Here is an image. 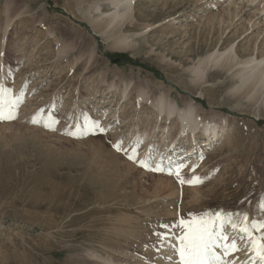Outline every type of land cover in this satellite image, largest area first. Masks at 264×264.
I'll return each instance as SVG.
<instances>
[{"label":"rangeland","instance_id":"374dc122","mask_svg":"<svg viewBox=\"0 0 264 264\" xmlns=\"http://www.w3.org/2000/svg\"><path fill=\"white\" fill-rule=\"evenodd\" d=\"M113 2L0 0V88L8 90L0 95L21 98L15 118L0 120V264H181V220L221 213L237 224L247 215L249 228L264 222V103L232 93L238 63L264 55V0H134L122 26L95 33ZM120 39L130 48L118 49ZM218 53L232 54L231 67L209 62L194 81L193 66ZM122 80L132 102L119 109L103 92L115 81L121 90ZM143 85L151 101L139 103ZM161 90L181 108L194 99L203 118L225 117L229 140L185 169L153 170L162 168L153 160L154 146L166 148L162 134L170 143L179 132L177 115L155 116ZM111 107L123 126L104 115ZM50 118L57 122L45 127ZM194 177L201 182L187 183ZM225 230L240 250L223 259L249 260L250 242Z\"/></svg>","mask_w":264,"mask_h":264},{"label":"bare ground","instance_id":"6f19581e","mask_svg":"<svg viewBox=\"0 0 264 264\" xmlns=\"http://www.w3.org/2000/svg\"><path fill=\"white\" fill-rule=\"evenodd\" d=\"M133 2L134 0H114V2L112 3V6L116 8V10L111 14L110 18L106 19V21H103V22L101 21V24L99 23L100 25H98V23L93 24L94 25L93 30L95 31V33L98 34L104 31L106 28H109L112 26L113 27L118 26V28L122 26L121 22L124 19L123 17L128 15L131 12L133 8L132 7ZM134 7L135 9L137 8L136 4L134 5ZM262 8L264 9V4ZM251 21L252 19H250L249 22ZM254 25L256 24H253L252 27H254ZM115 46L118 47V49H122V50H127L130 48V46L124 39H120ZM234 51H235V56L239 57L240 53L236 49ZM93 54H94V51H93ZM93 54H91L92 58L94 57ZM223 56L224 54L218 53L217 56L211 55L208 58H205L203 60L201 59L200 62H198V66L197 67L193 66V69L191 71L193 73V80L198 83L201 82L202 77L205 73L204 67L207 66V63L209 62H213L212 64L213 66H217L221 64L222 67L223 65L224 67L230 66L233 63L232 61L234 60L231 58L232 54H229L226 57H223ZM81 57L82 56H80V59ZM166 58L167 57L164 54L160 56V59L162 62H164ZM211 59H213V61H211ZM92 63H94V61H92ZM238 64L241 68L236 70L233 76H237L238 78L237 81L240 83L232 91L233 95L236 93L238 95V93L243 92L242 93L244 95L243 98H248L249 100L252 101V103L260 102V99H263V103H264V55L261 57L260 60L258 59V57L251 55L248 57V59H246L245 61H240ZM214 75L215 74L211 75V77H213ZM109 77H110L109 75H105V78L103 79V81L105 82L104 84L105 86L108 82ZM115 82H112L110 87H108V89L103 92V97L107 98L110 95L109 98L110 97L115 98V101H117V104L118 105L121 104L119 108L121 109V108H124L123 105L126 101H127L126 104H131L132 101L129 95L131 91L133 90L132 89L133 87L130 88L131 82L122 80L124 87L120 90V87L117 86ZM140 87H139L140 90L139 88L135 89L137 90L136 100L139 101V103L142 102V100L151 101L150 100L151 97H149L150 92L147 91V89H149L150 86L146 84L145 87L147 89L144 87V85ZM117 89L120 92L114 93L113 90L116 92ZM150 91L152 92V90ZM159 92L160 94L155 96L154 99L152 98V102H151V106L156 109V114H155L156 118H158V120H160V118H163V119L166 118L167 120L168 119L172 120V117H174V115H177L176 117H178V122H179L178 123L179 132L176 136L173 137L170 143L168 142L170 133L168 134L167 132H164L162 136L160 137L162 141L167 142V144L165 145L166 148L163 153H161L162 152L161 147L159 149V147L154 146L156 150V151L154 150L156 152L153 158V160L155 161L154 163L160 162L163 170L166 169V171H168L169 169L171 170L181 169V168L185 169L186 167L195 165L194 163L200 160L199 156L202 155L203 153H206L204 152L206 149L205 145L216 147V145L219 144V142L224 141V140L225 141L229 140L230 134L228 132L229 131L228 123L225 117L223 116L219 117L221 119L219 121L215 117H213L214 115L211 118H203L201 115L200 109H198L196 105L197 102H195L194 99L183 101L184 107L181 108L179 101L173 97L170 98V94L168 91L161 90ZM117 95L119 96V99L117 98L118 97ZM84 102L86 103L87 107L90 106L87 100H85ZM111 110H112V107L108 111L107 110L104 111V115H107V117H109V120H112L113 118L117 117L116 120H114V121H117V119L121 118L117 116V108H115L113 111ZM67 114L69 113L67 112ZM119 123L122 124L123 126L124 120L119 119ZM201 134L205 135L204 139H202L203 140L202 143H200V140H198V136ZM190 139L193 142V144L191 143L192 145H190L191 147L188 148V150L186 151H181L182 150L181 146H183L182 143L187 140L190 141ZM159 143H163V142H159ZM159 146H162V145H159ZM182 152L187 153V155L184 154V156H181ZM242 223H244L243 220H242ZM253 255L254 254L249 251L244 256V258L250 257L249 260L243 262L242 261L243 258H242V260L239 259V260H234V261L232 260V261L234 262V264H251V257ZM224 261L227 262V264H233V262L230 261L229 259L224 260Z\"/></svg>","mask_w":264,"mask_h":264},{"label":"snow or ice","instance_id":"6c2138e0","mask_svg":"<svg viewBox=\"0 0 264 264\" xmlns=\"http://www.w3.org/2000/svg\"><path fill=\"white\" fill-rule=\"evenodd\" d=\"M8 90L0 88V94L6 93ZM21 102V98L17 97L15 100L5 103L3 95H0V120H11L15 118V110ZM7 109V114L6 110ZM42 111V110H41ZM33 123H37L36 117L33 118ZM57 121L50 118V123H46L45 127H51ZM94 127L99 128V124L95 123ZM100 131L104 129L100 128ZM75 135L76 133H69ZM117 150H121V144L115 145ZM132 154L128 156L130 160L137 159V148L131 149ZM139 163L148 167L147 163L143 160ZM156 171H163L162 168L157 166ZM176 175L179 177V170ZM185 183L184 180L180 181ZM198 177H194L192 180L187 181L189 184L200 183ZM260 207L264 209V202L261 203ZM243 224H237L232 220V214L222 215L216 213L211 217H201L193 219L189 222L183 220L180 224L186 229L184 234L180 237V246L178 253L180 256L181 264H227L223 260V256L230 255L233 252L239 251L237 246V240L234 237L229 241V237L225 230V225L230 224L234 231H238L241 240H247L250 242L249 251L254 255L251 257V264H264V222H251V228L248 226V217L244 215ZM167 227V226H165ZM252 229L260 231L259 236H253ZM220 248L223 250L222 255L218 254L216 249ZM234 264V262H233Z\"/></svg>","mask_w":264,"mask_h":264}]
</instances>
